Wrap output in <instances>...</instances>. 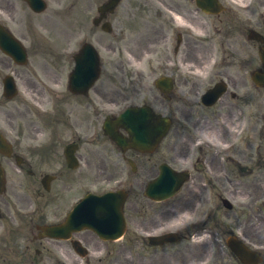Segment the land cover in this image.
Returning <instances> with one entry per match:
<instances>
[{
    "label": "rangeland",
    "instance_id": "obj_1",
    "mask_svg": "<svg viewBox=\"0 0 264 264\" xmlns=\"http://www.w3.org/2000/svg\"><path fill=\"white\" fill-rule=\"evenodd\" d=\"M57 31V33L61 36V37H63V27L62 26H57L56 28H55ZM143 32V31H142ZM145 32H147V30L145 31ZM188 52V51H187ZM190 52H192V51H190ZM253 56H254V52H253ZM187 60H188V62H190V55H189V52H188V54H187ZM253 66L254 65H256V61H254L253 60V64H252ZM22 83L24 84V86H26V83H25V81L24 80H22ZM26 90H27V88H25ZM29 90V89H28ZM14 108V107H13ZM16 118H19V119H16ZM6 119H8V118H6ZM1 120H3V118L0 116V129L1 128H3V129H5L7 132H9L11 135H13V134H20V129H21V125H22V127L24 126V122H25V120H24V118H22L21 117V115H19V113H18V111L14 108V110H12V115H11V117L7 120V122L8 123H3ZM17 121V122H16ZM26 131H24V133H25ZM25 134H27V133H25ZM108 178H109V176H108ZM97 179H98V177H97ZM96 180V179H95ZM204 195H206L205 193H204ZM179 208V204L177 205L176 204V206H175V209L173 210V212H172V214H171V218H173L175 215H174V213H176V209H178ZM170 218V216H169V214H166L165 216H163V220H167V219H169ZM171 220V219H170ZM188 252V251H187ZM180 253H177L175 256H174V259L175 260H177V262L179 263V261H181V262H183L185 259H186V256H180ZM173 259V258H172ZM187 260H188V255H187ZM127 264H131L132 262H126Z\"/></svg>",
    "mask_w": 264,
    "mask_h": 264
},
{
    "label": "flooded vegetation",
    "instance_id": "obj_2",
    "mask_svg": "<svg viewBox=\"0 0 264 264\" xmlns=\"http://www.w3.org/2000/svg\"><path fill=\"white\" fill-rule=\"evenodd\" d=\"M156 30H153V33H152V37H151V41L152 42H155L156 41V39H157V37H156ZM258 243H264V237L263 236H261V238L257 241ZM217 258L218 259H220L221 260V264H236V258H235V256L231 253L230 254V256H229V258L227 257V259L226 258H224L223 257V255H221V253L218 251L217 252ZM240 264V263H239Z\"/></svg>",
    "mask_w": 264,
    "mask_h": 264
}]
</instances>
